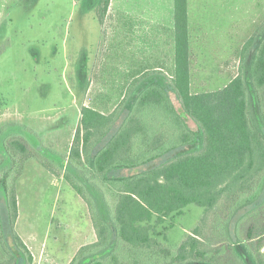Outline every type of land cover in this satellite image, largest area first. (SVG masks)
<instances>
[{"label": "trees", "instance_id": "1", "mask_svg": "<svg viewBox=\"0 0 264 264\" xmlns=\"http://www.w3.org/2000/svg\"><path fill=\"white\" fill-rule=\"evenodd\" d=\"M110 2L100 1L101 18ZM252 43L248 76L241 72L222 89L192 92L187 0H175L171 77L133 84L111 113L82 108L62 175L87 204L97 239L80 247L70 264L220 263L200 227L175 251L156 235L167 217L191 204L212 211L238 195L254 201V208L264 201V35H255ZM251 95L262 125L252 113ZM25 138L15 133L7 140L9 163L0 169V204L6 209L0 213V264L34 263L15 230L17 179L35 153ZM41 156L39 161L59 176ZM4 161L0 155V165ZM262 225L260 232L252 226L248 230L247 239L256 243L237 246L251 253L254 264H264Z\"/></svg>", "mask_w": 264, "mask_h": 264}, {"label": "rangeland", "instance_id": "2", "mask_svg": "<svg viewBox=\"0 0 264 264\" xmlns=\"http://www.w3.org/2000/svg\"><path fill=\"white\" fill-rule=\"evenodd\" d=\"M100 1L0 0V155L5 159L0 169L9 163L7 140L15 133L24 135L35 153L17 179L15 230L33 253V264H70L80 247L97 239L87 204L62 175L63 163L82 108L111 113L140 83L119 79L127 73H117L110 38L115 18H101ZM191 6L192 92L222 89L241 72L248 76L252 38L264 35V0H191ZM171 54L168 78L175 68L174 48ZM171 96L179 108L176 95ZM251 104L262 125L253 95ZM39 154L56 166L59 176L39 161ZM253 202L238 195L212 211L191 204L167 217L156 237L175 251L200 227L218 264H254L251 253L237 249L240 243L257 242L247 239L251 226L262 230L264 201L255 208ZM4 207L0 204V213Z\"/></svg>", "mask_w": 264, "mask_h": 264}, {"label": "crops", "instance_id": "3", "mask_svg": "<svg viewBox=\"0 0 264 264\" xmlns=\"http://www.w3.org/2000/svg\"><path fill=\"white\" fill-rule=\"evenodd\" d=\"M191 9V0H187L188 29ZM105 16L115 18L110 38L120 69L117 73H127L119 79L143 85L164 78L173 48L175 54V0H111Z\"/></svg>", "mask_w": 264, "mask_h": 264}]
</instances>
